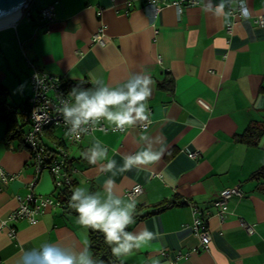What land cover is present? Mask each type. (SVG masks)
I'll return each mask as SVG.
<instances>
[{
  "label": "crops",
  "instance_id": "crops-1",
  "mask_svg": "<svg viewBox=\"0 0 264 264\" xmlns=\"http://www.w3.org/2000/svg\"><path fill=\"white\" fill-rule=\"evenodd\" d=\"M146 1H30L23 8L29 17L23 12L0 27V87L7 104L18 124H25L21 111L32 95L28 62L71 84L69 108L81 91L91 96L107 86L127 92L136 74H149L151 123L117 131L103 119L105 130L66 144L70 180L85 195L96 194L103 203L111 191L124 207L131 202L127 193L142 187L132 214L138 218L125 231L135 235L146 227L159 235L118 257L119 264H264V190L249 179L264 164V135L257 146L235 139L264 121V25L256 22L264 19V0H247V18L237 10L239 0H154L160 7L156 18ZM222 3L223 13L217 14ZM51 4L52 20L42 19L41 11ZM100 28L103 44L93 40ZM4 133L0 120V168L16 176L6 182L0 177V264H23L25 254L39 264L38 254L49 244L77 254L89 249V229L76 222L74 210L60 205L70 185L55 189L49 172L33 191L59 205L47 206L33 223L9 218L35 174L23 143H5ZM162 147L167 150L156 164L125 169L126 157ZM92 150L102 154L95 164L87 160ZM192 152L199 154L192 158ZM234 186L243 196L228 199L221 220L214 203ZM175 197L187 204L153 213L154 205ZM194 209L210 234L206 249L193 231ZM9 228H15L13 237Z\"/></svg>",
  "mask_w": 264,
  "mask_h": 264
},
{
  "label": "clouds",
  "instance_id": "clouds-1",
  "mask_svg": "<svg viewBox=\"0 0 264 264\" xmlns=\"http://www.w3.org/2000/svg\"><path fill=\"white\" fill-rule=\"evenodd\" d=\"M224 4L217 6L215 10L217 14H222ZM241 13V18H247V0H239L237 8ZM178 12L183 9L178 8ZM230 16L231 14H226ZM39 82L40 77L35 76ZM153 81L149 74L140 72L136 74L135 79L128 85V91L109 90L107 86L99 88L91 96L87 92L81 91L75 96L76 106L65 107L61 109L65 121L71 122V132L65 133V136L71 138L72 133L80 129L81 124H87L89 120L98 121L100 119L107 120L115 126V130L121 131L127 125L129 127L136 125L137 122L151 123L149 117L151 112L148 107L149 98L152 95ZM76 92L73 89L74 94ZM127 101L125 104L124 102ZM118 109V110H113ZM78 139V134L76 136ZM146 137H141L145 139ZM167 149L161 148L160 151H152L151 148H146L142 152L126 157L125 169L135 165H154L161 160ZM83 157L84 155L81 154ZM101 153L95 150L91 151V155L87 160L91 164L96 163V159ZM113 167L112 163L107 165L110 170ZM0 177H4L3 170H0ZM109 185L113 181L107 182ZM140 192V188L134 189V194L131 196V202L121 207L120 198L114 197L111 191L108 192L107 198L103 203L98 195H85L81 187H76L69 200V207L77 214V223L85 228H90L94 231H99L103 234L105 241L111 248L112 254L116 257L128 256L133 249H139L142 244L151 241L158 237V233L149 232L146 227L135 235L131 232H126L125 229L136 221L133 219V213L136 212L137 200L135 194ZM155 227V226H154ZM87 243V241H85ZM39 255V264H103L102 260L94 261L90 255L89 249L85 248L80 253L68 252L62 250L57 245H46ZM23 264H35L32 257L28 254L22 258ZM158 264V262H157ZM170 264V261L168 262Z\"/></svg>",
  "mask_w": 264,
  "mask_h": 264
},
{
  "label": "built area",
  "instance_id": "built-area-1",
  "mask_svg": "<svg viewBox=\"0 0 264 264\" xmlns=\"http://www.w3.org/2000/svg\"><path fill=\"white\" fill-rule=\"evenodd\" d=\"M28 4L24 7L27 9ZM147 5L151 10L152 18H156L160 11V7L154 0H147ZM192 3V2H190ZM194 3V2H193ZM177 9L182 7L176 3ZM24 12V10H23ZM181 13V12H178ZM241 14V13H240ZM24 15L29 17V14L24 12ZM54 16V5L51 4L44 8L40 17L44 20L50 21ZM247 17L249 13L247 11ZM256 22L260 25H264V19L258 18ZM231 25L228 26L230 31ZM102 28L100 32L93 36V40L97 43L103 44ZM29 67L32 70L30 75V83L32 88V95L27 100L25 109L21 111L24 122L27 124L28 129L22 137V143L28 150L34 168V181L29 186V193L22 200H19V206L10 215L11 220H27L29 223L35 222L37 214L44 212L47 206H58L59 203L55 202L52 198H38L36 197L33 189L38 181L40 175L43 172H49L53 177V184L55 189H60L63 186H69L71 183L69 169H68V154L66 144L78 143L85 135H89L96 130H105L103 119L98 121H91L87 124H81L80 129H77L75 133H72L71 138L65 136V133L71 132V122H66L61 109L70 106V98L67 92L63 91V85L66 83L63 78L54 76L51 74L43 73L36 67L28 62ZM40 77L39 82L35 79V76ZM202 106L209 108L204 102L199 101ZM147 125H143L142 128H146ZM51 130L53 133L60 131L61 135L56 141L49 140L46 135V130ZM78 134V139L76 138ZM58 137V132L55 134ZM197 152L189 154L194 158L198 155ZM0 170H3L0 168ZM4 177L7 180L15 179V175H9L3 170ZM3 178V177H2ZM140 188L142 193V187L136 185L131 191L127 193V196L131 198L134 194V189ZM236 196L242 197L243 191L239 186L224 189L220 192L219 199L214 203L217 210V216L222 220L225 217L227 201L229 198ZM195 220L193 222V231L200 238L203 248H207L210 242V234L207 229L206 223L199 217L198 212L194 209ZM242 226L248 233H252V227L242 223ZM15 228H9L8 235L13 237Z\"/></svg>",
  "mask_w": 264,
  "mask_h": 264
},
{
  "label": "trees",
  "instance_id": "trees-1",
  "mask_svg": "<svg viewBox=\"0 0 264 264\" xmlns=\"http://www.w3.org/2000/svg\"><path fill=\"white\" fill-rule=\"evenodd\" d=\"M70 83H64L63 91L67 92L70 89ZM163 87V86H162ZM166 88V87H165ZM6 91L3 87H0V120L5 123V133L4 140L5 143L12 141L22 142V137L27 131L24 130L26 123L23 125L18 124L15 113L10 109L6 100ZM28 127V126H27ZM45 135L51 141H56L58 137L51 130H46ZM264 135V121L259 124L250 125L241 135H236L235 139L248 146H257L260 138ZM58 141V140H57ZM250 180L256 181L260 189L264 190V164L255 172H253L250 177ZM75 182H71L70 187L62 190L60 205L63 208L69 209V200L71 198L72 192L75 189ZM59 196V197H60ZM187 202L183 201L180 198L175 197L170 201H162L154 205L153 213L161 212L170 207L174 206H184ZM137 212V211H136ZM135 212V213H136ZM138 218L133 215V219ZM89 229V250L90 255L94 261L102 260L103 264H119L118 257L112 254L111 248L115 245L109 246L105 241L104 236L99 231H94Z\"/></svg>",
  "mask_w": 264,
  "mask_h": 264
},
{
  "label": "water",
  "instance_id": "water-1",
  "mask_svg": "<svg viewBox=\"0 0 264 264\" xmlns=\"http://www.w3.org/2000/svg\"><path fill=\"white\" fill-rule=\"evenodd\" d=\"M29 0H0V27L16 22Z\"/></svg>",
  "mask_w": 264,
  "mask_h": 264
},
{
  "label": "rangeland",
  "instance_id": "rangeland-1",
  "mask_svg": "<svg viewBox=\"0 0 264 264\" xmlns=\"http://www.w3.org/2000/svg\"><path fill=\"white\" fill-rule=\"evenodd\" d=\"M32 1V0H31ZM57 132H60L59 130ZM61 133V132H60Z\"/></svg>",
  "mask_w": 264,
  "mask_h": 264
}]
</instances>
